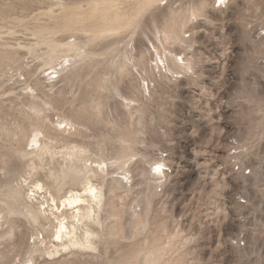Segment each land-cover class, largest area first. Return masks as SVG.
<instances>
[{"label":"rangeland","instance_id":"374dc122","mask_svg":"<svg viewBox=\"0 0 264 264\" xmlns=\"http://www.w3.org/2000/svg\"><path fill=\"white\" fill-rule=\"evenodd\" d=\"M140 1L0 0V264H264V185L252 176L264 140L240 138L229 103L241 51L264 41V0ZM117 16L130 24L103 31ZM62 120L71 134L56 131ZM35 127L56 151L78 144L133 183L104 186L93 250L35 251L52 239L26 214L47 206L28 195L39 181L57 195L48 171L60 167L31 172Z\"/></svg>","mask_w":264,"mask_h":264},{"label":"bare ground","instance_id":"6f19581e","mask_svg":"<svg viewBox=\"0 0 264 264\" xmlns=\"http://www.w3.org/2000/svg\"><path fill=\"white\" fill-rule=\"evenodd\" d=\"M162 1L163 0H141L140 3L144 7H149ZM218 1L223 2V4L226 3L225 0H217V2ZM92 10L94 14H97L103 9L100 8L99 5H94ZM104 14L106 15V13ZM117 18V20L115 19L117 21V27H114L113 25H111V27H106L107 23L105 22L103 31H113L114 29V32H116L117 30L121 29V27H124L122 26L123 23L130 24L131 22L125 21L123 18L119 19V16H117ZM157 52L159 55L158 58L164 63L165 61L162 54L158 50ZM166 53L167 52H165V54ZM70 66L71 64L68 63V60L64 59L63 61H60V63H56L50 67L52 72L49 73L48 79L51 80L52 85H54V83L59 80L61 73L68 70ZM28 93H30L33 98H35L37 95L35 94V90L32 87H30ZM56 131L60 133L62 132V134H71L73 132V125L65 120L59 121L57 123ZM51 139L52 138L50 137L46 138V135L43 133V131L40 128L35 127L31 130L26 144V149L24 151V157L28 160V167L30 168L31 172L38 169L42 170L45 162L49 163L57 160L58 164L60 165L59 171L57 170L58 172L55 170V168H50L48 171V177L52 182L51 188L55 189L57 195L49 190L50 187L49 189L46 188L48 190L47 193L49 198H47V196H43L45 200L44 202H40L37 196L42 197V194H45L43 191L46 190L45 185L40 181V183L35 181L37 183L36 185L34 184L35 189H32L31 195H28V199H30V201L33 202L36 200L39 201L42 206H47L45 208L43 207V210L39 209V211H34L32 209L34 212H31L29 208L27 209L26 214H28L29 218L31 217L36 221L39 219L45 220L46 224H49L48 229H50L49 231L51 232L50 236L52 239L50 241V246H48V243L44 237L38 239V241L35 243V251L44 250L50 256H56L62 252H69L75 249L93 250L95 249V240L98 236L97 230L102 225L101 215L104 209L106 196L104 186L106 184L114 186V182H119L132 187L133 183L125 173L127 171L124 173L120 172L121 175L116 172L119 176L116 175V173L115 176L114 171L111 169L112 166L108 162L109 160H92L86 155V149L78 144L66 145L68 150L66 153L62 151H56L55 146L52 145L53 140ZM152 167H155V176H157V179L161 183L157 179L156 180L160 184H163L164 181L166 182L168 178L167 164H165L164 161L159 160L153 162ZM71 180L77 181V186H69L67 188L66 194L64 193L65 195L61 196V200L58 202V195H60L61 190L64 189V184L67 185V183L71 182ZM19 192L17 191V193ZM32 205L35 207L34 204ZM10 207L11 206L9 205L8 209L9 211H12L13 209ZM1 218L2 211L0 210V221ZM2 225L3 224L0 223V227H2ZM143 227H145V225ZM31 262L32 261L26 264H32ZM154 263L155 262L152 264Z\"/></svg>","mask_w":264,"mask_h":264},{"label":"clouds","instance_id":"9594fccd","mask_svg":"<svg viewBox=\"0 0 264 264\" xmlns=\"http://www.w3.org/2000/svg\"><path fill=\"white\" fill-rule=\"evenodd\" d=\"M238 74L229 99L235 106L233 122L241 139L264 140V41L251 42L241 51ZM257 163L258 170L254 168L252 176L264 185V159Z\"/></svg>","mask_w":264,"mask_h":264},{"label":"built area","instance_id":"2783aa9c","mask_svg":"<svg viewBox=\"0 0 264 264\" xmlns=\"http://www.w3.org/2000/svg\"><path fill=\"white\" fill-rule=\"evenodd\" d=\"M247 173H249V172H247Z\"/></svg>","mask_w":264,"mask_h":264}]
</instances>
